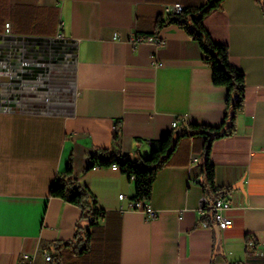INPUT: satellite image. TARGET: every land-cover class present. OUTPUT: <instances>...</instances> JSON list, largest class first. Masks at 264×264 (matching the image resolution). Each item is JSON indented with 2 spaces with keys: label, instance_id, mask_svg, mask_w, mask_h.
Instances as JSON below:
<instances>
[{
  "label": "crops",
  "instance_id": "obj_1",
  "mask_svg": "<svg viewBox=\"0 0 264 264\" xmlns=\"http://www.w3.org/2000/svg\"><path fill=\"white\" fill-rule=\"evenodd\" d=\"M207 1L0 0V264H264V0H224L204 20L246 82L236 132L210 155L232 227L217 236L200 210L206 136L181 139L159 171L154 219L121 170H86L98 150L147 158L178 128L223 123L228 90L199 44L158 28L166 6ZM70 161L104 213L95 226L50 196Z\"/></svg>",
  "mask_w": 264,
  "mask_h": 264
},
{
  "label": "trees",
  "instance_id": "obj_2",
  "mask_svg": "<svg viewBox=\"0 0 264 264\" xmlns=\"http://www.w3.org/2000/svg\"><path fill=\"white\" fill-rule=\"evenodd\" d=\"M224 0H208L206 4L196 8H184L180 14H170L158 20V28L176 25L186 31L192 40L197 42L204 54V60L212 68L215 86L228 90L225 103V117L220 126H206L193 124L188 129L178 128L170 133L155 148L147 158L140 157L133 160L129 157L117 156L109 149H101L89 156L86 170L96 167H111L117 164L122 173L126 174L135 185L133 201L148 203L152 199L153 187L160 170L166 167L177 150L181 139L187 136L203 135L209 143L206 145V162L202 165L201 185L206 196L213 204L225 192L231 189H220L215 183V166L210 161L212 143L216 140L233 136L236 132L238 115L244 109L246 82L243 72L234 67L230 61L229 50L226 45L216 43L204 25L205 18L221 8ZM50 196L61 198L66 202L79 206L84 216L95 226L104 215L97 210L95 200L89 190L82 186L75 175L72 161L50 189ZM92 199V203L89 200ZM212 215L208 214V218ZM213 219V218H212ZM49 264H61L58 257L52 258Z\"/></svg>",
  "mask_w": 264,
  "mask_h": 264
},
{
  "label": "built area",
  "instance_id": "obj_3",
  "mask_svg": "<svg viewBox=\"0 0 264 264\" xmlns=\"http://www.w3.org/2000/svg\"><path fill=\"white\" fill-rule=\"evenodd\" d=\"M183 11V6L180 4L172 5V6H166L164 8V13L167 15L170 14H180ZM4 33L6 35L11 34V24L6 23L4 27ZM142 40H136V42H140ZM158 42V41H157ZM159 43V42H158ZM0 83H1V77H0ZM2 103V101H0ZM179 123L176 121L172 124V127L175 129L177 128ZM194 161H197L196 158H194ZM97 168V167H96ZM111 168L115 171H119L120 167L117 164H113ZM120 200H124V195L119 196ZM132 208L141 210L144 212V214L147 216L148 219H154L157 216V212L153 210L148 203L144 202H133ZM231 209V203L230 201L226 199H218L215 201V203H211L210 200L207 197H203L201 200V207L200 210L203 214L207 215L208 213H212V218L215 226L219 228V230H226L233 225V220L229 218L226 213ZM205 227H209L208 223H204ZM255 245L253 242H248V248H254ZM25 258H30L29 255H24ZM45 260L46 262H50L52 260V255L50 253L45 252Z\"/></svg>",
  "mask_w": 264,
  "mask_h": 264
},
{
  "label": "water",
  "instance_id": "obj_4",
  "mask_svg": "<svg viewBox=\"0 0 264 264\" xmlns=\"http://www.w3.org/2000/svg\"><path fill=\"white\" fill-rule=\"evenodd\" d=\"M214 229H215V231H216V233H217V236H219V233H220L219 228H218L217 226H215Z\"/></svg>",
  "mask_w": 264,
  "mask_h": 264
}]
</instances>
